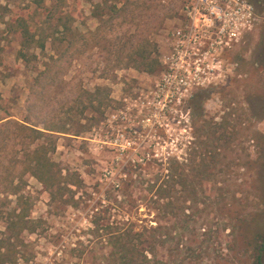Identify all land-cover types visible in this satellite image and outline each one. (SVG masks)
Here are the masks:
<instances>
[{"label": "rangeland", "instance_id": "rangeland-1", "mask_svg": "<svg viewBox=\"0 0 264 264\" xmlns=\"http://www.w3.org/2000/svg\"><path fill=\"white\" fill-rule=\"evenodd\" d=\"M247 1L256 25L226 46L200 30L211 72L175 101L161 90V57L200 0H0V124L9 121L0 126V263L84 264L78 250L93 245L90 231L107 217L106 204L109 213L154 225L155 210L124 209L131 192L114 185L126 153H175L190 179L208 152L204 189L213 203L196 214L213 224L215 202L233 195L242 211L256 210V187L264 186V0ZM23 26L34 41L20 49ZM195 92L200 111L190 101ZM14 122L41 134L30 139ZM34 148L36 172L52 162L57 188L31 175ZM215 241L207 262L230 255Z\"/></svg>", "mask_w": 264, "mask_h": 264}, {"label": "trees", "instance_id": "trees-1", "mask_svg": "<svg viewBox=\"0 0 264 264\" xmlns=\"http://www.w3.org/2000/svg\"><path fill=\"white\" fill-rule=\"evenodd\" d=\"M23 27L20 32V49L28 48L34 41L33 33L29 32L27 26ZM52 35L46 34L44 39L53 38ZM44 39L37 42L39 48L43 47ZM145 59L144 57L143 60ZM144 62L142 67L148 64ZM202 97L199 92L192 95V108L200 111ZM7 123L9 121L5 120L0 126ZM14 124L27 131L30 139H35L36 135L41 134L39 129L30 125L18 122ZM43 129L62 132L45 127ZM36 151V148L30 150V153L34 154L30 166L31 175L47 189L57 188L59 171L52 169V162L46 159L43 162L42 174L36 172L41 163ZM262 152L264 158V148ZM205 154L208 152L202 154L196 167L191 166L194 177L183 179L179 156L175 153L159 156L153 152L126 153L122 167L124 178H116V190L129 188L131 192V198L127 200V207L124 209H138L142 204L154 209L155 224L151 225L143 220L137 223L130 218L128 212L109 213L108 209L113 211V207L106 204L104 211L107 212V217L100 224L95 222L90 231L94 239L93 245L84 251L78 250L79 255L82 253L84 264H221L218 259H223L226 264H264V186L256 187L259 191L258 201L255 203L256 210L242 211L244 204L239 203L237 199L234 201V195L232 202L218 204L216 201V212L212 214L216 221L209 225L208 219L211 221V218L206 219L205 215L201 217L196 214L213 203L204 189L205 181L210 175L205 164ZM107 197L109 196H105L106 202ZM207 198L208 200H205ZM198 203H202L203 207L198 209ZM117 207L118 211H122L123 206ZM219 215H223L225 220H221ZM201 226L204 227L202 231H197ZM226 227L228 231L222 234ZM214 240L222 243L225 249L230 251V255L207 262L208 243L211 244Z\"/></svg>", "mask_w": 264, "mask_h": 264}, {"label": "built area", "instance_id": "built-area-1", "mask_svg": "<svg viewBox=\"0 0 264 264\" xmlns=\"http://www.w3.org/2000/svg\"><path fill=\"white\" fill-rule=\"evenodd\" d=\"M192 8L189 24L174 30L170 49L161 57V90L175 101L202 85L211 72L203 62L209 50L201 47L200 30L213 32V41L226 46L250 31L259 18L247 0H200Z\"/></svg>", "mask_w": 264, "mask_h": 264}]
</instances>
